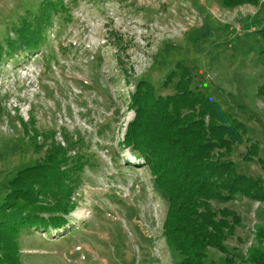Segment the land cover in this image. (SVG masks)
<instances>
[{
	"label": "rangeland",
	"instance_id": "374dc122",
	"mask_svg": "<svg viewBox=\"0 0 264 264\" xmlns=\"http://www.w3.org/2000/svg\"><path fill=\"white\" fill-rule=\"evenodd\" d=\"M63 3L68 10H55L47 41L30 52L12 51L10 43L46 0H0V205L20 169L47 162L56 145L69 148L68 157L90 158L72 196L73 230L56 238L20 235L22 264H180L162 234L166 197L120 147L136 117L131 95L141 80L158 96L175 95L177 65L186 67L191 88L242 122L264 160V0L236 7L229 0ZM173 72L177 77L164 86ZM249 143L227 159L239 174L264 182L263 166L243 160ZM211 204L236 211L241 225L225 241L226 253L205 250L204 264H225L227 257L254 264L250 253H264V203L239 196Z\"/></svg>",
	"mask_w": 264,
	"mask_h": 264
},
{
	"label": "trees",
	"instance_id": "16d2710c",
	"mask_svg": "<svg viewBox=\"0 0 264 264\" xmlns=\"http://www.w3.org/2000/svg\"><path fill=\"white\" fill-rule=\"evenodd\" d=\"M240 1L229 0V4L236 7ZM54 2L46 0L47 8L41 14L21 24L17 40L10 43L12 51L36 52L47 41L55 10H68L63 0ZM3 55L0 48V59ZM177 68L182 75L175 95L158 96L154 85L145 80L135 84L130 108L136 117L120 147L141 161L166 197L162 234L168 246L181 254L180 264H204L205 250L212 247L226 253L225 241L241 225L236 211L215 209L211 203L226 205L239 196L264 203L263 180L239 174L227 158L235 148L250 142L243 160H256L263 168L264 160L259 143L245 139L244 124L205 93L193 90L188 68ZM177 75H168L164 86ZM69 150L56 145V154L47 162L20 169L8 183L10 192L0 205V264H22L18 239L24 233L56 238L73 230L71 214L78 205L72 196L82 184L90 158L83 152L68 157ZM250 254L252 263L264 264L262 251ZM225 264L234 262L227 257Z\"/></svg>",
	"mask_w": 264,
	"mask_h": 264
}]
</instances>
